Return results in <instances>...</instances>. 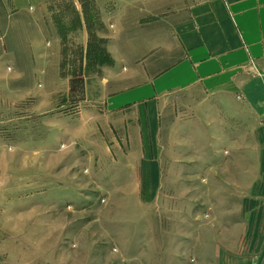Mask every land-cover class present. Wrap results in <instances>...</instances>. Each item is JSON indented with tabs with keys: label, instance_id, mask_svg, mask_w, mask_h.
Listing matches in <instances>:
<instances>
[{
	"label": "rangeland",
	"instance_id": "obj_1",
	"mask_svg": "<svg viewBox=\"0 0 264 264\" xmlns=\"http://www.w3.org/2000/svg\"><path fill=\"white\" fill-rule=\"evenodd\" d=\"M152 2L158 16L141 17L142 6L120 24L95 9L92 18H83L85 39L75 33L73 15L62 17L48 27L47 44L55 40L56 49L47 48L46 64L20 66L19 74L0 63V264H199L201 251L214 253L213 241L196 230L180 235L187 233L177 226L181 218L196 217L197 225L218 233L213 229L221 222L264 215V135L233 129L226 103L215 113L214 102H207L206 112L198 98L185 95L165 107L157 162L163 185L154 192L143 191L149 178L108 169L98 147L86 144L97 134L87 128L88 110L107 93L141 84L168 64L165 45L151 47L165 44L167 4L173 2L179 18L185 4ZM242 115L243 121L256 120ZM247 133L255 142L244 144ZM233 138L243 144L233 145ZM247 153L254 159L247 160ZM198 154L205 156V169L222 164L223 184L197 177L186 209L180 188L166 181L175 160ZM236 154L244 160H232ZM132 180L142 187L129 190ZM246 197L259 206L251 210Z\"/></svg>",
	"mask_w": 264,
	"mask_h": 264
},
{
	"label": "crops",
	"instance_id": "obj_2",
	"mask_svg": "<svg viewBox=\"0 0 264 264\" xmlns=\"http://www.w3.org/2000/svg\"><path fill=\"white\" fill-rule=\"evenodd\" d=\"M151 1L155 0H0V63L12 66V70L14 66L19 74L24 72L20 66L46 64L47 48L56 49L55 40L47 44L48 27L58 26L62 17L73 15L77 22L75 33L81 32L82 39L87 30L83 18L85 21L92 18L95 9L97 15L113 18L114 24H120L125 16H132L131 12L142 6L141 17L158 16V8L148 4ZM183 2L181 18L175 16L173 2L167 4L165 19L166 23L169 21V30L166 27L165 44L151 47L163 49L165 45L166 55H171L167 66L141 84L107 93L93 110H88L92 122L87 128H95L97 134L94 142L86 144L96 150L98 147L100 164L128 172L132 178H149L143 190L147 193L156 191L160 183L163 185L157 163L161 155L158 150L161 119L166 108L182 96L198 98V105L206 112L207 102H214L215 113H220L226 103L229 106L226 111L235 119L233 129H256L264 135V0ZM51 21L55 26H51ZM2 57L8 61L1 60ZM242 114L252 115L256 120L243 121ZM231 140H235V146L243 144L238 138ZM251 142H255L254 136L247 133L244 144ZM253 155L245 156L249 160ZM238 157L244 160L237 154L231 159ZM204 158L199 154L183 155L169 170L172 175L166 183L171 188H180L186 209L193 203L188 193L193 191L197 177L203 174L206 182L223 184L219 177L222 164L205 169ZM194 161H198L197 166ZM134 182L129 190L137 191L138 184L140 187L142 184ZM246 199L251 210L260 204ZM261 204L264 206V202ZM196 219L183 217L177 226L185 227L187 233H180L183 236L194 235L191 233L195 230L202 236H211L214 253L210 251L207 255L201 251L204 259L199 252V264H264V215L221 222L218 230L213 229L218 233L206 231V225H197ZM190 227L192 232L188 233Z\"/></svg>",
	"mask_w": 264,
	"mask_h": 264
}]
</instances>
